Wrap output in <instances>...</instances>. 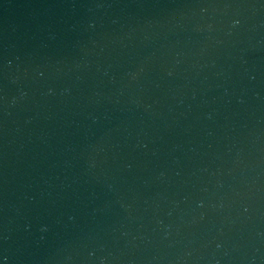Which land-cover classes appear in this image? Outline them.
I'll list each match as a JSON object with an SVG mask.
<instances>
[{
    "label": "water",
    "instance_id": "obj_1",
    "mask_svg": "<svg viewBox=\"0 0 264 264\" xmlns=\"http://www.w3.org/2000/svg\"><path fill=\"white\" fill-rule=\"evenodd\" d=\"M0 264H264V0H0Z\"/></svg>",
    "mask_w": 264,
    "mask_h": 264
}]
</instances>
